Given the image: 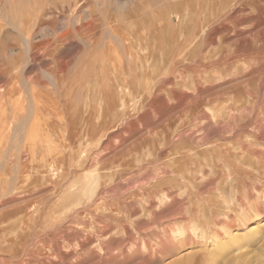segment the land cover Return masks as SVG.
I'll return each instance as SVG.
<instances>
[{"label":"rangeland","instance_id":"rangeland-1","mask_svg":"<svg viewBox=\"0 0 264 264\" xmlns=\"http://www.w3.org/2000/svg\"><path fill=\"white\" fill-rule=\"evenodd\" d=\"M1 73L0 264H264V0H9Z\"/></svg>","mask_w":264,"mask_h":264},{"label":"bare ground","instance_id":"bare-ground-1","mask_svg":"<svg viewBox=\"0 0 264 264\" xmlns=\"http://www.w3.org/2000/svg\"><path fill=\"white\" fill-rule=\"evenodd\" d=\"M8 1L9 0H0V11H5V9H6V6H7V4H8ZM53 1H55V0H53ZM84 2V1H83ZM42 3V2H41ZM35 5V4H34ZM47 6V5H46ZM50 6V5H49ZM57 6V5H56ZM79 6V5H78ZM74 8V7H73ZM50 9V7L48 8V10ZM37 10V9H36ZM78 11V10H77ZM75 13V12H74ZM87 14V13H86ZM89 14V13H88ZM73 17V16H72ZM87 17V16H86ZM85 17V18H86ZM75 18H76V16H75ZM71 19V18H70ZM81 19V18H80ZM84 20V19H83ZM94 20V19H93ZM43 22V21H42ZM91 23V22H90ZM89 23V24H90ZM95 23V22H94ZM88 24V26H86V27H88V28H90L89 25ZM92 25H93V23H92ZM64 27V26H63ZM66 28H67V26H65ZM78 27V26H77ZM77 27H75V28H77ZM86 27H84V28H86ZM87 29V28H86ZM76 30V32L74 33L73 31H71V29L70 30H66V32H64V31H62L63 33L59 36L58 35V37H57V39H56V41L55 42H51L52 44L51 45H53L52 46V48H57L58 50L57 51H59V48L60 49H62L63 47L62 46H64L65 45V43L68 41V40H70V39H75V37H76V34H78V36L79 35H82V32H83V28L82 29H80V28H78V29H75ZM91 30V29H90ZM61 32V31H60ZM94 35V34H93ZM87 36V35H86ZM86 36H84V38H86ZM92 36V35H91ZM120 36H121V34H120ZM80 37V36H79ZM123 36H121L120 37V39L121 40H124L125 38L123 37ZM78 38V37H77ZM55 39V38H54ZM83 39V38H82ZM87 39V38H86ZM92 39V38H91ZM94 39V38H93ZM127 39V38H126ZM87 40H89L90 41V39H87ZM86 40V41H87ZM33 41L31 40L30 41V48H36V46L34 45V43H32ZM72 42V41H71ZM79 42V41H78ZM74 43V42H73ZM73 43H72V45H73ZM81 43V42H80ZM85 43V41L83 42V44L82 45H85L84 44ZM48 44V43H47ZM70 44V43H69ZM80 44V45H81ZM77 45V44H76ZM81 45V46H82ZM74 46V45H73ZM86 46V45H85ZM62 47V48H61ZM78 47H79V45L77 46V49H78ZM29 48V49H30ZM42 48V47H41ZM44 48V47H43ZM76 48V47H75ZM74 48V49H75ZM73 49V50H74ZM33 50V49H32ZM36 50H38V49H36ZM63 51V50H62ZM30 53H31V51H30ZM33 53V52H32ZM37 53H39V52H37ZM57 53H60L61 54V51L60 52H57ZM57 53H55V54H57ZM79 53V52H78ZM45 53H43V55H44ZM22 55V54H21ZM42 55V56H43ZM34 56V55H33ZM57 56H59V54H57ZM62 56V55H61ZM60 58V57H59ZM59 58L57 57L56 58V55L52 58V64L53 63H56V62H58V60H59ZM22 59V58H21ZM34 59H36L37 60V56L35 55V58ZM62 59V58H61ZM29 60H31V59H29ZM67 60V59H66ZM16 61H18V58L16 59ZM32 61V60H31ZM35 61V60H34ZM34 61H32V62H34ZM38 61V60H37ZM37 61H35V62H37ZM46 61V60H45ZM48 61V60H47ZM43 62H44V60H43ZM66 62V61H65ZM41 63H42V61H41ZM40 64V63H39ZM46 64V63H45ZM44 64V65H45ZM48 65H49V63H47ZM43 65V66H44ZM62 65V64H61ZM20 66V65H19ZM40 66V65H39ZM145 66V64H143V67ZM62 67V66H61ZM47 68V67H46ZM38 69V68H37ZM62 69V68H61ZM60 69V70H61ZM102 69V68H101ZM19 70V69H18ZM38 71V70H37ZM48 71H51V73L54 75L53 77H55V78H57L58 77V75H59V73H58V71L56 72L55 71V69L51 66L50 67V70L48 69ZM34 72H36L35 70H34ZM63 72V71H62ZM2 73H5V72H2ZM2 73L0 74V77H2ZM37 74V73H36ZM51 74V75H52ZM35 75V74H34ZM102 77H100L102 80L101 81H103V75H101ZM33 77V76H32ZM35 77V76H34ZM95 77H96V75H95ZM13 78V77H12ZM36 78V77H35ZM51 78V77H50ZM1 79V78H0ZM18 79V78H17ZM54 79V78H53ZM96 79V78H95ZM7 80H8V78H7ZM7 80H4V81H7ZM32 80V79H31ZM39 80H41V79H39ZM88 80V79H87ZM115 80V78H112L111 79V81H114ZM38 81V80H37ZM55 81H56V79H55ZM10 82V81H9ZM41 82V81H40ZM57 82V81H56ZM97 82H98V80H97ZM99 82H100V79H99ZM46 83V82H45ZM101 83V82H100ZM43 84V83H42ZM57 84V83H56ZM18 85V84H17ZM109 85V84H108ZM113 85V84H112ZM2 86V85H1ZM4 86H6L5 84H4ZM10 86V85H9ZM13 86V85H12ZM43 87V86H42ZM98 87H100V85L98 86ZM19 88H21V87H19ZM76 88V87H75ZM101 88V87H100ZM99 88V89H100ZM110 88L112 89V87L110 86ZM115 88H116V93H114V95H112L111 93V95H108V110L111 112V110H113V112L116 114L117 112H118V110L119 109H121V110H123V111H125L126 110V108H127V104H126V95L127 94H129V93H131V89H129V88H126V89H124V87L119 83L118 84V82H117V79H116V81H115ZM3 89V88H2ZM9 89V88H8ZM7 89V90H8ZM47 89V88H46ZM61 89V88H60ZM113 90V89H112ZM9 91V93H10V95L12 94V93H14L15 92V90H14V88H11L10 87V89L8 90ZM41 91V90H40ZM42 91H44L45 92V90H42ZM61 91H62V89H61ZM60 91V92H61ZM87 91V90H86ZM1 92V91H0ZM22 92H23V90H22ZM84 92V91H83ZM5 92H3V94H4ZM8 93V94H9ZM41 93V92H40ZM50 93V92H49ZM48 94V93H47ZM84 94V93H83ZM106 94H109V93H103V94H99V96L101 95V98H100V103H99V106H101V104H102V101L103 100H106V97L104 98V96L106 95ZM5 95V94H4ZM35 95H37V93L35 94ZM115 95L119 98V104L117 105H115V103H116V101H117V99H115ZM60 96V95H59ZM83 96V95H82ZM97 96V95H96ZM5 97V96H4ZM9 97V96H8ZM22 97V96H21ZM30 97H31V95H30ZM34 97V96H33ZM46 97V96H45ZM49 97V96H48ZM47 97V98H48ZM57 97H58V95H57ZM85 97V96H84ZM116 97V98H117ZM52 98H53V96H52ZM59 98V97H58ZM61 98V97H60ZM86 98V97H85ZM98 98V97H97ZM32 99V98H31ZM30 99V100H31ZM34 99V98H33ZM4 100V99H3ZM12 100H13V98H12ZM50 100V99H49ZM54 100V99H53ZM87 100V99H86ZM15 101H16V99H15ZM27 101V100H26ZM32 101V100H31ZM17 102V101H16ZM16 102H15V104H16ZM51 102V101H50ZM115 102V103H114ZM34 103V102H33ZM85 103H86V101H85ZM9 104V103H8ZM19 104V103H18ZM23 104V103H22ZM52 104V103H51ZM89 104V103H88ZM48 105H49V103H48ZM25 106V105H24ZM88 106V105H87ZM117 106H118V108H117ZM5 107H7V106H5ZM14 107H16V106H14ZM50 107H52V106H50ZM114 107V108H113ZM4 107H2V104H1V101H0V120H1V118L3 117V116H5L4 115V113H5V111H4V109H3ZM31 108V107H30ZM37 108V107H36ZM42 108V107H41ZM49 108V107H48ZM22 109V108H21ZM27 109V108H26ZM28 109H29V107H28ZM6 110V109H5ZM13 110H15V109H13ZM23 110V109H22ZM93 110H94V108H93ZM20 111V110H19ZM32 111V110H31ZM86 111V110H85ZM87 111H88V109H87ZM102 111V110H101ZM9 112V111H8ZM11 112V111H10ZM17 112V111H16ZM26 112V111H25ZM48 112V111H47ZM90 112V111H89ZM39 113V112H38ZM51 113V112H50ZM43 114V113H42ZM96 115V114H95ZM15 116V115H14ZM36 116H37V114H36ZM44 116V115H43ZM52 116V115H51ZM50 116V117H51ZM86 116H87V114H86ZM22 117V116H21ZM30 117H31V115H30ZM62 117H63V115H62ZM61 117V118H62ZM88 117V116H87ZM99 117V116H98ZM120 117V116H119ZM33 118V117H32ZM49 118V117H48ZM52 118V117H51ZM64 118V117H63ZM90 118V117H89ZM102 118H103V116H102ZM115 118V117H114ZM18 119V118H17ZM31 119V118H30ZM94 119V118H93ZM98 119V118H97ZM11 120V119H10ZM33 120V119H32ZM48 120V119H47ZM59 120V119H58ZM65 120V119H64ZM67 120V119H66ZM66 120H65V122H66ZM90 120V119H89ZM95 120H96V118H95ZM12 121V120H11ZM11 121H10V123H11ZM39 121V120H38ZM44 121V120H43ZM52 121V120H51ZM32 122V121H31ZM48 122V121H47ZM59 122V121H58ZM98 122V121H97ZM101 122V121H100ZM21 123V122H20ZM19 123V124H20ZM29 123V122H28ZM49 123V122H48ZM60 123V122H59ZM18 124V123H17ZM50 124V123H49ZM62 124V123H61ZM98 124V123H97ZM1 125H4V123L2 122V120H1ZM11 125H12V123H11ZM10 125V126H11ZM15 125H16V123H15ZM33 126H32V129L30 130L31 132H32V134L36 131V127H37V122L35 121L34 122V124H32ZM39 125V124H38ZM59 125V124H58ZM94 125H96V124H94ZM8 126V125H7ZM13 126V125H12ZM11 126V127H12ZM16 126H18V125H16ZM61 126V125H60ZM67 125H65L64 127H66ZM13 128V127H12ZM45 128V127H44ZM67 128V127H66ZM95 128H97V127H95ZM1 129V131H0V140L3 138V134L4 133H6V132H4L3 133V131H4V129H5V127H4V129H3V127H1L0 128ZM10 129V128H9ZM19 129V128H18ZM18 129H17V131H18ZM28 129V128H27ZM59 129V128H58ZM58 129H57V131H58ZM82 129L84 130L85 128H83L82 127ZM11 130V129H10ZM62 130V129H61ZM82 130V131H83ZM87 130H89V129H87ZM9 131V130H8ZM24 131V130H23ZM86 131V130H85ZM10 133H11V131H9ZM81 132V131H80ZM19 133H21V132H19ZM62 133H64L63 131L61 132V133H59V135L60 134H62ZM84 133V132H83ZM87 133V132H86ZM30 134V133H29ZM81 134V133H80ZM9 135V134H8ZM7 135V137H9ZM41 135H44V134H42L41 133ZM63 135V134H62ZM61 135V136H62ZM64 136V135H63ZM6 137V138H7ZM34 137V139H33V141L32 142H34V147H35V145H36V141H37V143H38V140H37V138H38V136L36 137V136H33L32 135V138ZM60 137V136H59ZM65 137V136H64ZM89 137V136H88ZM63 138V137H62ZM19 139H21V138H19ZM60 139V138H59ZM65 140H66V138H64ZM64 140V141H65ZM77 140V139H76ZM75 140V141H76ZM2 141V140H1ZM22 141V140H21ZM26 141H29V140H26ZM55 141H56V139H55ZM5 142V141H4ZM18 142V141H17ZM30 142V141H29ZM66 142V141H65ZM64 142V143H65ZM2 143V142H1ZM6 143V142H5ZM10 143H12V142H10ZM63 143V142H62ZM6 144H8V143H6ZM15 144V143H14ZM21 144V143H20ZM30 144V143H29ZM66 144V143H65ZM11 145V144H10ZM17 145V144H16ZM64 145V144H63ZM67 145V144H66ZM43 146V145H42ZM42 146H41V148H42ZM69 146V145H68ZM25 147V146H24ZM10 148V147H9ZM13 148V147H12ZM28 148V147H27ZM47 148V147H46ZM66 148V147H65ZM65 148H64V150H65ZM25 149H26V147H25ZM29 149V148H28ZM35 149V148H34ZM60 149H61V147H60ZM69 149V148H68ZM72 149V148H71ZM6 150V149H5ZM14 150H15V148H14ZM64 150H62V151H64ZM74 150V149H73ZM25 151V150H24ZM24 151H23V153H24ZM34 151V150H33ZM55 151V150H54ZM69 151H71V150H69ZM11 152H13V150H11ZM16 152V151H15ZM26 152V151H25ZM56 152V151H55ZM73 152V151H72ZM2 153H5V152H2ZM27 153H29L28 151H27ZM43 153V152H42ZM48 153V152H47ZM65 153V151L63 152V154ZM71 153V152H70ZM25 154V153H24ZM33 155H34V158H35V152H33L32 153ZM37 154H38V151H37ZM93 154V153H92ZM10 155V154H9ZM8 155V156H9ZM52 156H53V154H52ZM39 156H37L36 155V159L38 160V164H40V163H42V162H40L39 163V158H38ZM50 157V156H49ZM54 157V156H53ZM52 157V158H53ZM64 157V156H63ZM13 157L11 156L10 158H9V160L7 161L8 163V165H7V168H8V170L7 171H9L10 170V164L13 162V159H12ZM24 158V157H23ZM28 158V156H26V159ZM31 158V157H30ZM43 158L44 159H46L45 158V156H43ZM25 159V160H26ZM29 159V158H28ZM27 159V160H28ZM55 159V158H54ZM53 159V160H54ZM61 159V158H60ZM51 160V159H50ZM56 160V159H55ZM69 160H70V158H69ZM22 161V160H21ZM40 161H41V159H40ZM52 161V160H51ZM17 162V161H16ZM27 161H25V163H26ZM46 162V161H45ZM62 162V161H61ZM29 163V162H28ZM31 163V162H30ZM29 163V164H30ZM3 164V163H2ZM28 164V165H29ZM32 164V163H31ZM42 164H44V163H42ZM57 163L56 162H50V163H48V165H44V167H42V168H40V169H37V168H35V173H40L41 174V177L43 178V179H45V178H47L48 177V175H50V177H49V179L51 178V175L53 176L54 174H55V177H56V173H58L59 171L61 172V170H59L58 172H57V165H56ZM63 164H64V160H63ZM26 165V164H25ZM62 165V164H61ZM60 165V166H61ZM33 166H35V164H33ZM4 167V166H3ZM18 167V166H17ZM28 167V166H27ZM32 167V166H31ZM30 167V168H31ZM19 168V167H18ZM22 169H23V167H21ZM25 168V167H24ZM59 168V167H58ZM4 169V168H3ZM3 169H2V171H3ZM13 170V169H12ZM25 170H27V169H25ZM34 170V169H33ZM6 171V170H5ZM18 171V170H17ZM3 174V173H2ZM7 173H5V175H6ZM19 174V173H18ZM23 174V173H22ZM21 173H20V175H22ZM25 174V173H24ZM33 174V173H32ZM31 174V175H32ZM7 175H10L11 176V174H7ZM6 175V176H7ZM27 175H29V174H27ZM58 175V174H57ZM1 176V175H0ZM21 177V176H20ZM30 177V176H29ZM24 178V177H23ZM26 178H27V176H26ZM25 178V180L24 181H26L27 179ZM54 180H56L55 178H53ZM53 179H52V181H53ZM96 179H98L96 176H94V179H93V181H95V183L97 182L96 181ZM99 180V179H98ZM28 181H29V179H28ZM21 182H23L22 181V179H21ZM35 183H37V181L36 180H34L33 181V185L35 184ZM93 183V182H92ZM21 184H23V183H21ZM20 184V185H21ZM51 184V183H50ZM55 184V183H54ZM54 184H52V185H54ZM24 185H25V183H24ZM95 185V184H94ZM17 187V186H16ZM49 187V186H48ZM37 188V187H36ZM41 188V187H40ZM51 188V187H50ZM53 188V187H52ZM51 188V189H52ZM15 189V188H14ZM37 190H39V188L37 189ZM45 190H47V189H45ZM37 193H38V191H36ZM44 192V191H43ZM41 193V192H40ZM34 194V193H33ZM245 199V198H244ZM68 200V199H67ZM80 200H81V197L79 196V197H77L75 200H74V198L72 199V200H68V202H64L62 205H61V209H60V214L61 215H63V213H64V211H65V209H69L70 207H72V204H78L79 202H80ZM75 201V202H74ZM39 202V201H38ZM98 207V206H97ZM24 210V209H23ZM84 214V213H83ZM76 215V216H75ZM73 214V216L74 217H78L79 216V213H77L76 212V214ZM73 218V217H72ZM14 242V241H13ZM15 243V242H14ZM10 244V243H9ZM12 244V243H11ZM28 244H30V243H28ZM34 244V243H33ZM21 246V245H20ZM16 248H17V246H15ZM12 248H14V246L12 247ZM34 248H35V246H34ZM24 249V248H23ZM23 249L21 250L22 252H23ZM32 249V248H31ZM50 249H51V247H50ZM16 250V249H15ZM14 250V251H15ZM20 250V249H19ZM28 250V249H27ZM17 251H18V248H17ZM20 251V252H21ZM31 252L32 250H28V252ZM27 252V251H26ZM27 252V253H28ZM15 253V252H14ZM18 253V255L20 254L19 252H17ZM24 253V252H23ZM32 253V252H31ZM30 253V254H31ZM32 254H34V253H32ZM31 254V255H32ZM2 255V254H1ZM10 255V254H9ZM27 255V254H26ZM42 255V254H41ZM13 257H18V256H16V255H14ZM29 257V256H28ZM27 256H26V258H28ZM33 258V257H32ZM18 259V258H17ZM99 259V258H98ZM1 260H3V259H1ZM0 260V261H1ZM34 260V259H33ZM12 261V260H11ZM107 262V261H106ZM2 263H4V261L2 262ZM16 263H18V264H22V262L20 261V262H15V264ZM35 263V262H34Z\"/></svg>","mask_w":264,"mask_h":264}]
</instances>
